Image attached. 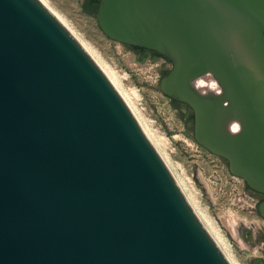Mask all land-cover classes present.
Listing matches in <instances>:
<instances>
[{
	"label": "water",
	"instance_id": "95a60500",
	"mask_svg": "<svg viewBox=\"0 0 264 264\" xmlns=\"http://www.w3.org/2000/svg\"><path fill=\"white\" fill-rule=\"evenodd\" d=\"M95 16L171 64L160 89L192 109L197 143L264 194V0H100ZM0 264H231L121 93L39 0H0Z\"/></svg>",
	"mask_w": 264,
	"mask_h": 264
},
{
	"label": "rangeland",
	"instance_id": "374dc122",
	"mask_svg": "<svg viewBox=\"0 0 264 264\" xmlns=\"http://www.w3.org/2000/svg\"><path fill=\"white\" fill-rule=\"evenodd\" d=\"M46 1L119 76L145 126L162 140L173 171L217 223L236 261L264 264V218L257 212L256 200L247 192L244 180L230 172L225 160L197 143L188 109L161 91V60L143 59L109 38L96 16L86 10L89 0ZM253 230L255 237L251 236Z\"/></svg>",
	"mask_w": 264,
	"mask_h": 264
},
{
	"label": "bare ground",
	"instance_id": "6f19581e",
	"mask_svg": "<svg viewBox=\"0 0 264 264\" xmlns=\"http://www.w3.org/2000/svg\"><path fill=\"white\" fill-rule=\"evenodd\" d=\"M44 6H46L67 28L68 30L75 36V38L81 43V45L87 50V52L93 57V59L97 62V64L101 67V69L105 72V74L109 77V79L111 80V82L114 84V86L118 89V91L121 93V95L123 96V98L125 99V101L127 102V104L130 106V108L132 109V111L134 112L135 116L137 117L139 123L141 124V126L143 127L144 131L146 132V134L148 135V137L150 138V140L153 142V144L155 145V147L157 148V150L160 152V154L162 155L163 159L165 160V162L167 163V165L169 166L170 170L172 171L173 175L175 176L179 186L181 187V189L183 190L185 196L187 197V199L189 200L190 204L192 205L193 209L195 210L197 216L200 218V220L202 221V223L204 224V226L206 227V229L208 230V232L211 234V236L214 238V240L217 242V244L219 245V247L221 248V250L224 252L225 256L228 258V260L230 261L231 264H239L236 259L234 258L231 249H230V245L227 241V239L225 238V236L223 235V233L221 232L220 228L215 224V222L212 220V218L209 216V213H206V211H204V207H200L198 205V201L194 198L193 194H189L187 192L188 185L186 186L185 182H184V186L183 182L181 181V179L175 174V172L173 171L174 166L171 167V162L169 161L170 159L168 158L167 154H165V152H163L162 150V140L159 139V137L156 136V134L151 133V131L149 130V128H147V126H145L143 119L139 116V114L137 113V111L134 108L133 102H132V97H131V93H129V91L125 90L122 87V84L120 82V78L119 76L115 73V71H113L107 64H105L99 57H98V53L96 54V52L91 48L92 46H90V43L87 44L84 39L81 36V34H77L75 30H73L72 25L71 27L69 26V24L67 23V21L63 18V15L61 16L56 10H54L49 3L46 0H39ZM86 40V39H85ZM197 86L202 89V88H209L211 90H215L217 89V84L214 80H212L209 77H203L200 78L197 81ZM145 121V120H144ZM147 125V124H146ZM234 129L237 128V125L233 126ZM173 165V164H172ZM175 170V169H174ZM181 177V175H179ZM185 181V180H183ZM191 189V188H190ZM191 193V192H190ZM196 197V196H195ZM251 236L255 237V230H253L251 232Z\"/></svg>",
	"mask_w": 264,
	"mask_h": 264
},
{
	"label": "flooded vegetation",
	"instance_id": "af4514ba",
	"mask_svg": "<svg viewBox=\"0 0 264 264\" xmlns=\"http://www.w3.org/2000/svg\"><path fill=\"white\" fill-rule=\"evenodd\" d=\"M127 47L130 48V50H132L137 55L142 56L143 59H148L150 61H152V60H154V61L155 60H159L160 61L161 60L162 67H163L162 68V72L164 70H169L170 71L171 64L166 59H164V58L160 57L159 55H157V53L155 51L148 50V49H144V48H137V47H133V46H127ZM180 105L185 106L188 109L190 115L193 113L192 109L188 105L183 104V103H180ZM245 186H246V190L249 193V195L252 198H254L256 200V202H257V205H259L264 200V194L259 193L257 191H254V190L250 189L247 186V184H245ZM256 238H257V236H256ZM262 239L264 240V237H262Z\"/></svg>",
	"mask_w": 264,
	"mask_h": 264
},
{
	"label": "trees",
	"instance_id": "16d2710c",
	"mask_svg": "<svg viewBox=\"0 0 264 264\" xmlns=\"http://www.w3.org/2000/svg\"><path fill=\"white\" fill-rule=\"evenodd\" d=\"M99 1L100 0H89L88 6L86 7V10L92 14L95 15L97 13L98 7H99ZM169 72V70H164L162 72L163 75H166ZM175 104H180L179 102L173 101ZM190 121L194 122V114L192 113L190 115ZM227 163V161H225Z\"/></svg>",
	"mask_w": 264,
	"mask_h": 264
}]
</instances>
